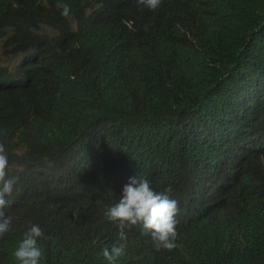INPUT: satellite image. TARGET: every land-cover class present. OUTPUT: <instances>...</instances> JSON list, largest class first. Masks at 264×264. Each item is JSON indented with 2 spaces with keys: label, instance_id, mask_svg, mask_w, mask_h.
I'll return each instance as SVG.
<instances>
[{
  "label": "trees",
  "instance_id": "1",
  "mask_svg": "<svg viewBox=\"0 0 264 264\" xmlns=\"http://www.w3.org/2000/svg\"><path fill=\"white\" fill-rule=\"evenodd\" d=\"M69 5L61 15L59 3ZM0 264H264V0H0ZM177 201L172 248L106 206L133 174Z\"/></svg>",
  "mask_w": 264,
  "mask_h": 264
},
{
  "label": "clouds",
  "instance_id": "2",
  "mask_svg": "<svg viewBox=\"0 0 264 264\" xmlns=\"http://www.w3.org/2000/svg\"><path fill=\"white\" fill-rule=\"evenodd\" d=\"M159 0H144L149 8H155ZM61 15L69 14V5L59 3ZM9 164L4 145L0 144V233L7 232L11 227L12 218L6 214L10 204L8 197L13 191L15 176L7 175ZM169 188L156 190L151 181L144 175L133 174L122 185L118 199L106 206L104 212L108 220L115 222L120 237L125 236V229L139 224L148 232L156 248H172L176 235L177 201L169 195ZM43 236L41 227L30 223L21 233L16 242L13 255L17 264H40L41 247L38 238ZM125 250L123 239L114 242L110 248L101 249V254L112 264L117 256Z\"/></svg>",
  "mask_w": 264,
  "mask_h": 264
},
{
  "label": "rangeland",
  "instance_id": "3",
  "mask_svg": "<svg viewBox=\"0 0 264 264\" xmlns=\"http://www.w3.org/2000/svg\"><path fill=\"white\" fill-rule=\"evenodd\" d=\"M20 56H11V55H5L0 52V62H2L5 65L12 66L17 61L20 60Z\"/></svg>",
  "mask_w": 264,
  "mask_h": 264
}]
</instances>
